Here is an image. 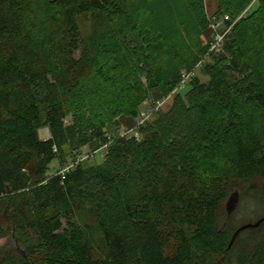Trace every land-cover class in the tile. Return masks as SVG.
Wrapping results in <instances>:
<instances>
[{
    "label": "trees",
    "instance_id": "trees-1",
    "mask_svg": "<svg viewBox=\"0 0 264 264\" xmlns=\"http://www.w3.org/2000/svg\"><path fill=\"white\" fill-rule=\"evenodd\" d=\"M253 1H222L232 39L207 61L205 47L186 58L165 50L144 0H0V240L15 242L0 264H264V221L229 248L240 226L223 208L237 190L238 205L247 197L264 211V0L247 14ZM85 17L110 27L88 43ZM110 39L123 52L118 76L97 65ZM199 63L207 81L192 74L167 113L136 128L139 140L106 135L105 123L159 101L152 91L166 95ZM89 96L94 118L74 123L78 139L106 152L63 179L57 171L82 153L66 157L64 121Z\"/></svg>",
    "mask_w": 264,
    "mask_h": 264
},
{
    "label": "rangeland",
    "instance_id": "rangeland-1",
    "mask_svg": "<svg viewBox=\"0 0 264 264\" xmlns=\"http://www.w3.org/2000/svg\"><path fill=\"white\" fill-rule=\"evenodd\" d=\"M144 1H146L145 6L148 8V10L150 9L149 13L151 17H153L156 20L155 22H157L158 24V33L156 34V36L158 40H162L161 44L163 48L165 47V50H179V52L186 58L190 55H193V53L197 55L198 46L202 48L205 47L207 51L205 56L203 57L204 60L208 58L207 55L210 53L213 55H217L218 58L227 55L226 48L232 39L233 33L230 31V28H226L223 25V22L226 19V16H224L225 14L220 11V4H222L223 0H201L203 13L208 20V26L206 28H202L199 26L197 18L200 12H195L196 7H192L191 0ZM258 3V0H254L250 8H248L245 12H247V14L253 13L259 5ZM187 4L189 7L187 6ZM238 19L236 21H238ZM94 23L95 21L93 22L90 17H85L80 21L81 31L83 34L82 38H84L88 43L91 41L90 38H92L95 32H101V28L110 27V25L106 23V21H104V23H98L100 24L98 27H96ZM217 36H220L221 38L218 41ZM76 55L78 57L79 53H77ZM97 60V65H103V68L107 72L108 76H111V73L116 76L120 75L121 67L124 66L123 52L117 50L114 45V40L112 39H110L107 49H105V51L99 55ZM209 60L210 59H207V61ZM190 72L195 75L199 82H206L208 79L206 74L203 73V65L200 63L194 66V68ZM139 79L142 83H145L146 81V78L144 76H139ZM90 80L93 81V78H90ZM100 84L103 87V84H105V82L102 80ZM179 86L180 85H178L174 89H171V91L164 96L158 90H154L151 92V97L153 99L157 97L159 101H164V104L160 108L159 112H161L162 114L167 113L171 108L173 100L178 97L179 94L183 96V94L187 91V86L183 88H179ZM151 101L153 100L149 99L143 102L139 111L136 112V115L120 114L114 119H111L110 122L105 123V130L107 132L106 135L115 134L119 136L126 135V137H136L137 133L136 139L139 140L140 135L137 131L138 129H136L137 123L141 120V118H143L146 113L153 110L155 102L151 104ZM91 103L92 102L90 101V96L86 99L81 97L76 101L74 100L70 109V113L64 121L67 135V145L64 149L66 150L67 158L73 155L74 152H93L94 150H98V147L101 145L97 141H89L85 143V145H82L81 142H79V136L74 125V123L79 120H81V123L88 125L89 122L94 118L92 113L94 110H92ZM144 125L145 123L141 124V126ZM38 135L40 139L45 140L49 137V132L46 128H42L38 132ZM86 137H88L87 134ZM100 160V156L97 155L96 159L89 163L99 164L101 163ZM59 168L60 165L59 163H57V160H53L49 166L47 174L52 175ZM227 198L228 195L224 199L223 208L225 207ZM243 198L244 199L242 200V203L237 206L234 214L230 219L229 225H231L232 227H238L247 223L253 224L260 216L264 214V211L260 208H256L253 202L249 201L247 197ZM94 238V251L96 255H98L99 257H103L105 252L101 237L97 236V234L95 233ZM14 245L15 242L13 241V239L8 238L0 240V248L5 246L3 249H8L11 246L13 247Z\"/></svg>",
    "mask_w": 264,
    "mask_h": 264
},
{
    "label": "built area",
    "instance_id": "built-area-1",
    "mask_svg": "<svg viewBox=\"0 0 264 264\" xmlns=\"http://www.w3.org/2000/svg\"><path fill=\"white\" fill-rule=\"evenodd\" d=\"M220 36H217V41L220 40ZM193 73H188L186 75L183 76V80L180 83V86L183 87L185 84V81L188 80L189 77L192 76ZM154 108L151 112L146 113L143 118H141V120L137 123V127L140 126L141 124H143L145 121L149 120L151 118V115L153 112L159 110L162 105L164 104V101H156L154 103ZM136 137H137V133H136ZM107 146H102L100 147L98 150H95L93 152H82L81 154H78L75 158L69 160L67 163H65L58 171L57 174L60 175L63 179L65 178L66 173H68L76 164H78L79 162H82L84 160L90 159L92 157H96L97 155H99L101 158L104 157L105 154V149Z\"/></svg>",
    "mask_w": 264,
    "mask_h": 264
},
{
    "label": "water",
    "instance_id": "water-1",
    "mask_svg": "<svg viewBox=\"0 0 264 264\" xmlns=\"http://www.w3.org/2000/svg\"><path fill=\"white\" fill-rule=\"evenodd\" d=\"M239 193L237 192V190L233 191L227 198V201L225 203V212H226V216L227 219L231 216V214L236 210L238 204H239ZM264 221V217L257 220L256 222L252 223H247L244 224L242 226H240L233 234L231 241L229 243V248L232 246V244L234 243L235 239L237 238V236L240 234V232H242L243 230L246 229H254L260 226V224ZM31 264H40V263H35L32 262Z\"/></svg>",
    "mask_w": 264,
    "mask_h": 264
}]
</instances>
